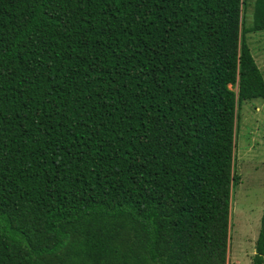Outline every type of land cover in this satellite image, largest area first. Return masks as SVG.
Masks as SVG:
<instances>
[{"label":"trees","instance_id":"obj_1","mask_svg":"<svg viewBox=\"0 0 264 264\" xmlns=\"http://www.w3.org/2000/svg\"><path fill=\"white\" fill-rule=\"evenodd\" d=\"M245 9L0 0V264H227Z\"/></svg>","mask_w":264,"mask_h":264},{"label":"rangeland","instance_id":"obj_2","mask_svg":"<svg viewBox=\"0 0 264 264\" xmlns=\"http://www.w3.org/2000/svg\"><path fill=\"white\" fill-rule=\"evenodd\" d=\"M246 0V27L252 22L253 3ZM253 59L264 78V31L246 35ZM235 172L231 191L230 242L227 264H251L256 254L260 218L264 210V101L240 104L235 130Z\"/></svg>","mask_w":264,"mask_h":264}]
</instances>
